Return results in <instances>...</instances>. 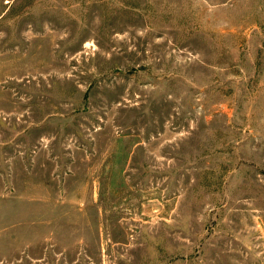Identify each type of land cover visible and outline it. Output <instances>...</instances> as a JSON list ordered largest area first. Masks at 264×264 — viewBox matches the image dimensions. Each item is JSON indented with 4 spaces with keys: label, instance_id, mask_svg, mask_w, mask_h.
Wrapping results in <instances>:
<instances>
[{
    "label": "rangeland",
    "instance_id": "obj_1",
    "mask_svg": "<svg viewBox=\"0 0 264 264\" xmlns=\"http://www.w3.org/2000/svg\"><path fill=\"white\" fill-rule=\"evenodd\" d=\"M0 264H264V0H0Z\"/></svg>",
    "mask_w": 264,
    "mask_h": 264
}]
</instances>
